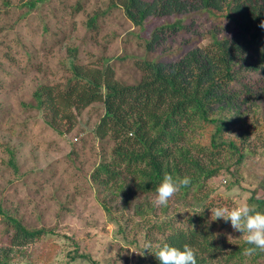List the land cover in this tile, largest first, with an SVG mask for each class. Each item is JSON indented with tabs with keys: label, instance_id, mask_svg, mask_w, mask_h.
I'll return each mask as SVG.
<instances>
[{
	"label": "trees",
	"instance_id": "16d2710c",
	"mask_svg": "<svg viewBox=\"0 0 264 264\" xmlns=\"http://www.w3.org/2000/svg\"><path fill=\"white\" fill-rule=\"evenodd\" d=\"M44 1L26 0L24 14ZM114 6L140 28L147 17L172 15L171 21L152 28L144 42L147 51L190 31L194 15L207 24L205 41L190 47V39L184 40L181 54L167 62L133 57L140 75L131 83L115 77L109 58L80 63L77 47H68L61 60L67 73L55 82H39L26 106L62 133L61 123L71 128L82 109L100 103L101 115L91 131L111 148L90 179L118 231L132 222L141 230L138 264H159L154 252L164 244L190 246L197 264H260L264 253L244 257L242 235L230 222L211 220L210 211L217 206L209 180L223 175L229 190L239 184L246 161L264 153V0H109L106 9ZM97 16L93 12L85 22L91 32ZM2 56L10 59L8 51ZM27 64L33 68L32 61ZM250 113L259 120L255 129L246 119ZM7 152L16 171L14 152L8 147ZM165 173L188 176L191 182L166 207H155V189ZM259 184L263 192L250 190L245 202L264 213V179ZM182 207L185 212L178 217ZM0 215L6 222L0 264H10L15 253L38 243L48 231L27 227L1 207ZM145 241L152 244L147 251ZM80 256L90 260L73 249L69 264Z\"/></svg>",
	"mask_w": 264,
	"mask_h": 264
},
{
	"label": "rangeland",
	"instance_id": "374dc122",
	"mask_svg": "<svg viewBox=\"0 0 264 264\" xmlns=\"http://www.w3.org/2000/svg\"><path fill=\"white\" fill-rule=\"evenodd\" d=\"M7 1L4 5L0 0V207L29 228L48 230L41 241L15 253L10 264H69L73 249L90 258L80 256L74 264H138L141 230L132 222L119 232L90 179L111 148L91 131L101 115L100 103L82 109L71 128L61 123L62 133L26 105L39 82H55L67 73L61 60L69 54L68 47H77L80 63L109 58L115 77L131 83L140 75L135 57L167 62L181 54L184 40L190 39V47L205 41L204 17L194 15L190 31L169 36L147 51L144 42L152 28L164 19L171 21L172 15L147 17L140 28L121 8L106 9L109 0H45L26 14V0ZM93 12L98 16L91 32L85 22ZM6 51L12 60L2 56ZM27 59L33 68H27ZM248 117L255 129L259 120L252 113ZM7 147L14 152L16 171L8 164ZM240 172L239 184L229 190L223 175L209 180L215 206L236 207L250 190L263 192L259 181L264 179V153L247 160ZM5 228L0 215V243L6 241ZM259 263L264 264V257Z\"/></svg>",
	"mask_w": 264,
	"mask_h": 264
},
{
	"label": "clouds",
	"instance_id": "9594fccd",
	"mask_svg": "<svg viewBox=\"0 0 264 264\" xmlns=\"http://www.w3.org/2000/svg\"><path fill=\"white\" fill-rule=\"evenodd\" d=\"M264 27V25H262ZM191 182L190 177H176L165 173L162 181L155 189V196L152 204L155 207H166L169 200L174 197L182 188L187 187ZM203 210V209H202ZM201 210V211H202ZM212 221L222 220L230 222L234 231L241 233L243 256L251 258L258 253H264V213L247 202L236 207L218 206L211 211ZM152 247L151 242L142 243L143 250ZM159 264H197L196 253L188 245L178 248L168 244L160 246L154 252Z\"/></svg>",
	"mask_w": 264,
	"mask_h": 264
}]
</instances>
